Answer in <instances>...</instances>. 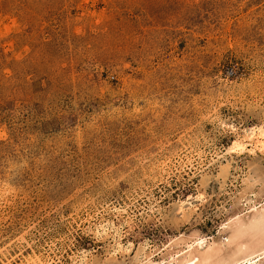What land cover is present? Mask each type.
<instances>
[{"label": "rangeland", "instance_id": "obj_1", "mask_svg": "<svg viewBox=\"0 0 264 264\" xmlns=\"http://www.w3.org/2000/svg\"><path fill=\"white\" fill-rule=\"evenodd\" d=\"M260 126L264 0H0V264L168 262L264 192Z\"/></svg>", "mask_w": 264, "mask_h": 264}, {"label": "bare ground", "instance_id": "obj_2", "mask_svg": "<svg viewBox=\"0 0 264 264\" xmlns=\"http://www.w3.org/2000/svg\"><path fill=\"white\" fill-rule=\"evenodd\" d=\"M249 135L253 140L251 145L263 146L256 137L264 139V126L252 129ZM232 146L240 152L246 150L241 141H235ZM252 193L255 198L244 195L234 200L216 236L208 238L196 232L169 241L170 251L174 253H169L168 262L163 257L155 260L152 253H146L144 246L135 255L134 264H264V192ZM252 201L253 204L243 209V202ZM108 264L119 263L113 260Z\"/></svg>", "mask_w": 264, "mask_h": 264}]
</instances>
